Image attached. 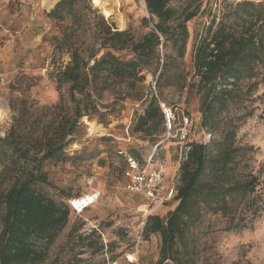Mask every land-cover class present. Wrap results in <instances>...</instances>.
I'll return each instance as SVG.
<instances>
[{"label": "rangeland", "instance_id": "obj_1", "mask_svg": "<svg viewBox=\"0 0 264 264\" xmlns=\"http://www.w3.org/2000/svg\"><path fill=\"white\" fill-rule=\"evenodd\" d=\"M59 1L48 6L45 0H0L1 138L7 136L13 125L19 128V123H22L19 129L26 134L33 127H46L55 113H60L54 106L61 96L72 106L68 85L58 86L56 80V73L70 61V53L67 48L57 46L56 36L63 37L66 33L73 40L85 39L81 48L85 56L99 48L96 24L98 16H105L94 0H88L91 8L82 0L78 1L81 30L77 29V24L71 26L70 18L61 23L48 17ZM115 1L113 8L125 21V25H121L116 20H108L117 29H128L138 38L154 28L156 18L149 13L145 0ZM224 1L171 0L177 16L196 12L187 22L189 38L184 57H177L171 43L161 46V64L165 61L168 64L164 69L162 65L153 64L145 70L146 80L138 86L140 100H122L112 90L96 94L100 111L109 113L106 122H100L97 116L86 119L101 126V131L90 133L82 119L74 142L67 150L70 158L40 165L48 181L36 182V188L59 202L68 204L70 197L91 191H100L102 195L83 215L71 213L68 223L50 246L47 259L40 264L158 263L161 235L140 238L141 229L149 215L166 217L177 202L152 208L144 196L129 192L123 174L126 158L133 155L145 164L147 158L154 155V165L165 166V185L170 187L178 182L185 143L211 141L209 131L201 126L200 97L195 88L191 89L197 80L193 59L197 45L207 34L212 15L219 13L218 6ZM104 52L105 49H101L97 56ZM117 54L125 58L131 56L128 51ZM152 94L161 106L165 104L175 115L171 130L166 122L161 125L157 143L142 133L132 132ZM251 109L253 114L239 122L237 140L254 147L250 151L251 168L264 180V80L236 111L241 114ZM184 118L189 119L188 136L182 140L180 128ZM32 167L31 162L19 159L4 146L3 153L0 151V192L9 189L16 180L25 179ZM258 202L261 205L258 216L249 219V224L242 228H233L227 215L206 212L192 231L197 246L196 264H264V181L258 190ZM2 216L3 211H0V231ZM85 235H89L88 241L95 245L107 241L108 248L97 251L87 246L88 241L81 238ZM131 255L135 257L134 262L128 259Z\"/></svg>", "mask_w": 264, "mask_h": 264}, {"label": "trees", "instance_id": "obj_2", "mask_svg": "<svg viewBox=\"0 0 264 264\" xmlns=\"http://www.w3.org/2000/svg\"><path fill=\"white\" fill-rule=\"evenodd\" d=\"M78 1L60 0L48 17L61 23L70 18L71 26L82 28L78 24L82 17L77 10ZM145 1L156 21L154 28L141 37H135L128 29H117L103 16H98L96 24L99 48L87 56L81 49L86 41L78 38L80 34L77 40L65 31L63 37H55L57 46L70 53V61L56 73V80L58 86L68 85L72 106L61 96L54 106L60 113H55L46 127H33L26 134L19 129V123V128L13 125L5 138L0 137L2 153L7 146L16 157L33 164L25 179L16 180L0 192V264L44 262L50 246L68 223L72 213L69 200L68 204L59 202L36 188L35 183L48 181L41 171L43 162H65L70 158L67 150L82 119L97 116L100 122L105 121L109 113L100 111L95 95L112 90L122 100H140L138 86L146 80L145 70L153 64L164 69L168 64H161V46L171 43L177 57H184L189 38L187 22L196 12L177 16L171 0ZM82 2L91 8L88 0ZM218 8L219 13L212 15L207 34L195 49L197 80L191 85L200 97L201 126L212 139L209 143H189L188 158L180 166L175 208L166 217H147L144 238L161 235L157 264H196L197 246L192 231L206 212L227 215L233 228H242L261 209L258 190L264 180L251 168L250 151L254 147L237 140L239 122L251 116L253 110L241 114L236 110L264 80V1L225 0ZM101 49L105 52L98 57ZM122 51L131 56L117 54ZM164 122L163 108L152 94L132 132L142 133L157 143L156 136ZM89 235L81 236L82 240L88 241ZM87 246L97 251L105 249L102 242L95 245L88 241Z\"/></svg>", "mask_w": 264, "mask_h": 264}, {"label": "built area", "instance_id": "obj_3", "mask_svg": "<svg viewBox=\"0 0 264 264\" xmlns=\"http://www.w3.org/2000/svg\"><path fill=\"white\" fill-rule=\"evenodd\" d=\"M163 112L166 118V124L169 130L173 127L175 115L172 109L162 104ZM188 118H184L182 128H180L181 139L185 140L188 136ZM191 146L185 143L182 153V161L188 158V152ZM165 166L163 164L154 165V155H150L145 164L132 156H128L126 160V167L124 169V177L126 179L125 187L129 192L138 193L144 196L152 208L161 206L166 203L176 201L177 188L180 184L181 174L179 172L177 177V184L173 186L165 185ZM102 195L100 191H91L89 193L75 196L69 199V205L72 213L78 216L83 215L86 211L95 206ZM144 225L141 229L140 238L144 237ZM96 229L97 226H95ZM102 236L104 235L101 233ZM105 249L108 248L107 241L104 240ZM131 261V259L128 257ZM132 262V261H131ZM108 264H117L116 261L108 262Z\"/></svg>", "mask_w": 264, "mask_h": 264}, {"label": "bare ground", "instance_id": "obj_4", "mask_svg": "<svg viewBox=\"0 0 264 264\" xmlns=\"http://www.w3.org/2000/svg\"><path fill=\"white\" fill-rule=\"evenodd\" d=\"M55 1L56 0H45V3H47L48 6H51ZM112 2L113 0H94V4L101 9L102 13L107 18V20H116L121 25H125L123 16L120 13L116 12V10L113 8ZM84 122L85 124H87L90 133H93L95 131H101V126L96 125L93 121H88L86 117L84 118ZM129 258L131 259V261L134 262V256L131 255Z\"/></svg>", "mask_w": 264, "mask_h": 264}]
</instances>
